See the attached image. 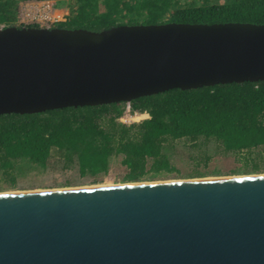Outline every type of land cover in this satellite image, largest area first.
<instances>
[{"label": "water", "instance_id": "95a60500", "mask_svg": "<svg viewBox=\"0 0 264 264\" xmlns=\"http://www.w3.org/2000/svg\"><path fill=\"white\" fill-rule=\"evenodd\" d=\"M264 81V25L0 28V116ZM0 264H264V175L0 193Z\"/></svg>", "mask_w": 264, "mask_h": 264}, {"label": "trees", "instance_id": "16d2710c", "mask_svg": "<svg viewBox=\"0 0 264 264\" xmlns=\"http://www.w3.org/2000/svg\"><path fill=\"white\" fill-rule=\"evenodd\" d=\"M21 1L0 0V28L25 27L18 24ZM51 1L69 12L53 28L101 32L166 23L264 25V0ZM129 104L132 112L149 118L119 123L127 103L1 115L0 178L14 181L20 172L45 169L59 158L62 169L76 165L81 175L96 176L108 173L111 159L121 157L125 180L138 183L150 174L154 178L173 170L170 154L183 140L193 147L214 144L225 154L264 161V81L173 89ZM260 168L255 163L251 171Z\"/></svg>", "mask_w": 264, "mask_h": 264}, {"label": "rangeland", "instance_id": "374dc122", "mask_svg": "<svg viewBox=\"0 0 264 264\" xmlns=\"http://www.w3.org/2000/svg\"><path fill=\"white\" fill-rule=\"evenodd\" d=\"M183 2L180 5H183ZM45 9L46 6L34 7V10L37 11ZM59 10H61L59 14H69L65 8H59ZM128 107L131 109L130 104L127 103L125 112ZM142 114L139 117L128 116L125 118L123 115L118 119V122L126 125L141 123L149 118V115ZM170 155L173 170L162 171L154 178H151L152 174H150L140 183L264 175V161L260 158L254 156L255 160H246L241 155L225 154L214 144L197 148L183 140L177 142ZM255 163L261 167L257 173L251 171ZM63 165L65 164L62 158L54 159L45 169L31 172L23 169L25 172H20L14 181L0 178V193L74 189L111 184L117 186L132 183L125 180L127 169L121 164V157L111 159L108 173H100L96 176L90 174L83 176L76 165H72L66 170L62 169ZM199 175L202 176L198 177Z\"/></svg>", "mask_w": 264, "mask_h": 264}, {"label": "built area", "instance_id": "2783aa9c", "mask_svg": "<svg viewBox=\"0 0 264 264\" xmlns=\"http://www.w3.org/2000/svg\"><path fill=\"white\" fill-rule=\"evenodd\" d=\"M22 2L19 5L18 24L24 25L25 27H32L36 25L39 28L51 29L55 24L66 21L69 15L62 13L59 14L61 10H59V7H57V3L55 1L25 0ZM41 6H46V9L39 11L34 10V7H41ZM141 115L143 114L137 111L132 112V110L129 109L128 107L127 111L124 113V118L128 116L139 117Z\"/></svg>", "mask_w": 264, "mask_h": 264}, {"label": "bare ground", "instance_id": "6f19581e", "mask_svg": "<svg viewBox=\"0 0 264 264\" xmlns=\"http://www.w3.org/2000/svg\"><path fill=\"white\" fill-rule=\"evenodd\" d=\"M241 177V176H240ZM219 178V177H218ZM105 185V184H104ZM124 185H127V184H124ZM109 186H115V184H111V185H105V186H92V187H83V188H94V187H109ZM118 186V185H117ZM74 189H77V188H74ZM57 190V189H56ZM61 190H64V189H61ZM37 191H49V190H37Z\"/></svg>", "mask_w": 264, "mask_h": 264}]
</instances>
